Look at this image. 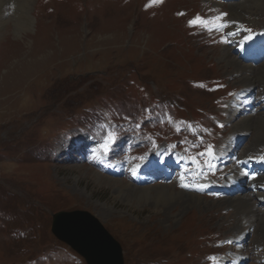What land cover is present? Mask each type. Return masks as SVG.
I'll return each instance as SVG.
<instances>
[{
	"label": "rangeland",
	"instance_id": "1",
	"mask_svg": "<svg viewBox=\"0 0 264 264\" xmlns=\"http://www.w3.org/2000/svg\"><path fill=\"white\" fill-rule=\"evenodd\" d=\"M2 2L0 17L7 23L0 35V264H87L52 232L53 215L75 211L104 226L120 244L124 264H211L214 256L225 264H264V240L256 243L254 229L234 224L228 209V200L241 192L259 198L264 210V182L235 179L245 189L227 196L212 195V188L195 190L197 182L185 187L186 170L172 169L161 151L154 161H162V171L153 165L142 171L150 162L142 158L163 146L167 159L181 154L197 162L214 153L224 156L233 142L237 149L222 159L225 168L205 179V186L220 189L230 186L236 165L245 178L249 160L264 157V147H258L238 160L249 140L264 142L253 138L255 122L263 119H255L251 137L232 136L242 115L264 118V59L253 62L255 85L245 94L251 74L221 62L224 46L234 47L219 22H208L224 14L219 20L231 23L233 3L30 0L31 28L17 34L21 17L13 0ZM261 15L245 18L259 39ZM196 17L204 24L190 26ZM239 23L238 31L242 24L251 26ZM230 107L239 111L233 122ZM77 167L125 185L100 187L90 176L78 178ZM158 186L207 204L179 202L169 217L132 191ZM125 189L132 192L130 201L114 196Z\"/></svg>",
	"mask_w": 264,
	"mask_h": 264
},
{
	"label": "bare ground",
	"instance_id": "2",
	"mask_svg": "<svg viewBox=\"0 0 264 264\" xmlns=\"http://www.w3.org/2000/svg\"><path fill=\"white\" fill-rule=\"evenodd\" d=\"M3 0H0V3ZM5 1V0H4ZM7 1V0H6ZM206 1V0H204ZM30 0H13V7L15 6L16 9L13 8L14 12L17 14V17H21L18 24V30L17 34L21 31L26 32L30 30L32 23L30 22V18L28 17V6H29ZM242 2L240 5L239 3ZM235 2L233 4H230V10L229 14L232 18V22H242V23H248L245 21V18L252 17V15H255L254 18H258L256 15L264 14V0H245V2L240 1ZM3 3V2H2ZM221 6V4H219ZM12 6V5H11ZM0 8H2V5L0 4ZM8 12V11H7ZM25 12V14H24ZM21 13V15H20ZM24 14V15H23ZM252 14V15H251ZM20 15V16H19ZM262 16V15H261ZM7 23L6 16L3 15L0 17V35L2 34V24ZM249 24V23H248ZM251 25V24H249ZM258 25V23H257ZM255 27V26H250ZM235 28H230L229 31L234 30ZM24 37V35L21 37V39ZM221 62L226 63V68L230 67H236L237 72H241L245 74L249 73L251 74V77H249L248 80H245L244 89L242 92L245 94H249L251 91V88L255 85L254 81H252L254 78L253 76L256 74V67L253 66H246V65H238L235 54L227 45L223 48V53L220 55ZM218 59V62L220 61ZM232 65V66H231ZM226 71V70H225ZM262 74H264V67L260 68L259 70ZM236 73V72H235ZM263 76V75H262ZM253 78V79H252ZM252 79V80H251ZM262 79V78H261ZM264 79V77H263ZM260 81V80H259ZM262 83V82H261ZM241 87V86H240ZM238 109L236 107H230L229 108V119H231V122L236 121L238 118ZM243 119L238 122L237 127H234L236 130L232 134L234 138L237 136H234L237 133H242L247 135H252V125L255 121V119L261 118L264 120L262 114L259 115H242ZM236 119V120H235ZM250 125V126H249ZM255 134L253 138L255 139H264V121L257 120L255 122ZM252 138V139H253ZM236 144L231 142L230 146H228L226 153L227 155H230L236 152L237 147H235ZM258 147H264V142L261 141H254L251 143V140H249L248 144L243 147V149L240 151V156L238 160H243L247 156H249L251 153L256 152V149ZM236 165L235 170L233 171V177L231 178L245 180V184L247 183V177L240 176V169ZM77 171L79 172L78 178L80 177H87L90 176L100 187H108V188H114L117 187L118 189H121L120 186L125 185V181H113L109 178L104 177L103 175L99 174L98 172L85 167H77ZM79 181V180H78ZM258 184H263L264 179H259L256 181ZM132 185V184H131ZM246 185H241L239 187H235L237 189L242 188V190L245 189ZM235 188H233L235 190ZM132 189V187H131ZM135 194H138V198L140 201L147 202L148 204H151L150 207L154 209L159 214H166L167 216H172V212H170L171 209H175L177 206H179V202H187V205H200V204H207L202 198L192 195V194H185L181 192H177L171 188H168L166 186H158L155 188L149 187V188H142L140 190L134 189L132 190ZM114 196L119 199L123 200H129V198L132 195V192L127 191L125 189V192H120L119 190L114 191ZM261 199L264 198V195H260ZM118 200V199H117ZM130 201V200H129ZM127 201L128 203H130ZM153 201V202H152ZM177 201V203H175ZM230 203L232 206H228V209L233 210V218L234 224L236 222H240V228L243 229L244 225L248 227H252L254 229L253 233L256 237L255 242L258 243L261 239L264 240V210L260 208L261 200L259 198H252L250 195H244L241 192L237 194L234 199L232 198ZM151 202V203H150ZM225 208V207H221ZM142 209V208H141ZM148 209V208H147ZM181 211V210H179ZM242 214V215H241ZM241 215V216H240ZM240 216V217H238ZM166 219V218H165ZM230 220V219H228ZM232 224V222H231ZM238 225V224H237ZM236 227V226H235ZM234 228V227H233ZM245 235V234H243ZM242 234H238L237 237L241 238ZM255 243V244H256ZM264 246V243H263Z\"/></svg>",
	"mask_w": 264,
	"mask_h": 264
},
{
	"label": "water",
	"instance_id": "3",
	"mask_svg": "<svg viewBox=\"0 0 264 264\" xmlns=\"http://www.w3.org/2000/svg\"><path fill=\"white\" fill-rule=\"evenodd\" d=\"M53 234L82 256L87 264H124L122 248L104 226L82 211L53 215Z\"/></svg>",
	"mask_w": 264,
	"mask_h": 264
},
{
	"label": "snow or ice",
	"instance_id": "4",
	"mask_svg": "<svg viewBox=\"0 0 264 264\" xmlns=\"http://www.w3.org/2000/svg\"><path fill=\"white\" fill-rule=\"evenodd\" d=\"M223 15L224 14H222L221 17H218V19H222ZM189 24L190 26H201L204 24V21L200 17H196V19L193 21H190Z\"/></svg>",
	"mask_w": 264,
	"mask_h": 264
}]
</instances>
